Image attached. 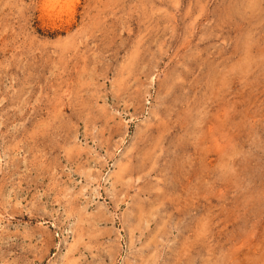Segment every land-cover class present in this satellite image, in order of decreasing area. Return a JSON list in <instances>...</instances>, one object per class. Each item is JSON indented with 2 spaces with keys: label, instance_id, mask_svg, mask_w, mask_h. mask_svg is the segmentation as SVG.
Segmentation results:
<instances>
[{
  "label": "rangeland",
  "instance_id": "1",
  "mask_svg": "<svg viewBox=\"0 0 264 264\" xmlns=\"http://www.w3.org/2000/svg\"><path fill=\"white\" fill-rule=\"evenodd\" d=\"M0 264H264V0H0Z\"/></svg>",
  "mask_w": 264,
  "mask_h": 264
}]
</instances>
